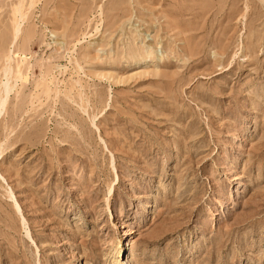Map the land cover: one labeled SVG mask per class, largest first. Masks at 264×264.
<instances>
[{
  "label": "rangeland",
  "instance_id": "rangeland-1",
  "mask_svg": "<svg viewBox=\"0 0 264 264\" xmlns=\"http://www.w3.org/2000/svg\"><path fill=\"white\" fill-rule=\"evenodd\" d=\"M0 102V264H264V0H0Z\"/></svg>",
  "mask_w": 264,
  "mask_h": 264
},
{
  "label": "bare ground",
  "instance_id": "bare-ground-1",
  "mask_svg": "<svg viewBox=\"0 0 264 264\" xmlns=\"http://www.w3.org/2000/svg\"><path fill=\"white\" fill-rule=\"evenodd\" d=\"M23 80H24V82H25L26 80H28V77H27V76H25ZM5 90H6V89H5ZM2 101H3V100H2ZM2 101H1V102H2ZM1 102H0V104H2V103H3V102H2V103H1ZM0 107H1V105H0Z\"/></svg>",
  "mask_w": 264,
  "mask_h": 264
}]
</instances>
